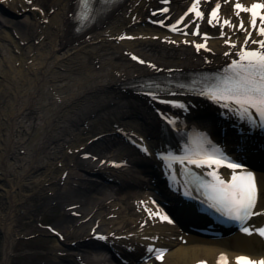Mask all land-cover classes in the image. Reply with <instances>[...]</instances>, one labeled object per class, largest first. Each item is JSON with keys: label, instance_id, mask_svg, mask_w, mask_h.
<instances>
[{"label": "bare ground", "instance_id": "1", "mask_svg": "<svg viewBox=\"0 0 264 264\" xmlns=\"http://www.w3.org/2000/svg\"><path fill=\"white\" fill-rule=\"evenodd\" d=\"M188 1L171 0L170 14L182 12ZM74 3L75 0H51V8L55 10L50 20L58 23L52 35L45 34V27L37 20L24 28L22 23L0 14V184L7 201L0 264L10 261L8 212L24 199L16 191L28 189L47 190L42 197L51 207L60 208V220L54 229L64 235V240L50 248L44 264H112L114 259H107L101 252L95 253L96 250L89 252L85 247L91 245L85 238L90 237L95 226L96 233L108 236L113 233L107 247L114 258L120 254L132 259L141 257V250L136 248L139 239L138 244L144 246L155 244V240L157 245L168 247L163 264L201 261L215 264L218 254H225L228 264H235L239 255L264 260V241L253 234L236 235L232 242L226 239L209 242L194 240L181 231L188 242L182 245L178 242L181 234L176 226L177 229L152 226L145 220V227L133 231L140 201L132 189L142 187L144 171L124 147L120 134L147 136L154 149L161 143L158 122L151 114V99L134 95L122 86L148 74V69L133 64L124 53L136 54L151 63L150 67L171 72L224 65L227 62L224 54L230 49L222 44L224 41L215 40L210 42L213 55L196 53L183 46L180 39H172L176 40L174 45L162 42L164 36L157 41L146 37L118 42V36L123 33L135 35L132 31L142 23L147 7L156 5L153 0H126L99 28L75 36ZM33 6L37 4L26 3L23 8L32 15ZM226 10L223 6L222 13L230 18ZM196 24L203 27L199 22L193 25ZM35 41L45 49L40 54L34 53ZM20 42L24 48H19ZM16 49L27 50L17 55ZM175 99L183 106L175 110L180 116L185 113L194 125L202 123L199 118L202 111L228 113L202 99L183 96ZM95 137L100 138L94 141ZM243 151V157L264 166V150L251 145ZM85 155L88 157L84 158ZM257 177L261 205L264 173H257ZM115 187L119 189L115 191ZM119 203H124V207ZM114 215L115 218H109ZM131 232L134 235L128 240L114 239ZM68 240L75 241V245H68ZM64 252L72 262L61 261Z\"/></svg>", "mask_w": 264, "mask_h": 264}, {"label": "snow or ice", "instance_id": "2", "mask_svg": "<svg viewBox=\"0 0 264 264\" xmlns=\"http://www.w3.org/2000/svg\"><path fill=\"white\" fill-rule=\"evenodd\" d=\"M165 3L168 0H164ZM202 2H210V0H193L191 7L185 16L190 13L195 14V20L205 18V14L199 9ZM227 2V0H225ZM80 11L77 13L80 21H87L91 17L93 8V0H78ZM221 7L219 3L215 4L211 12L208 14V23L212 25L214 21L219 23L218 9ZM236 14L239 15L241 11L250 13L251 21L250 26L257 30V35L264 37V4L254 3L250 8H244L237 3L234 6ZM163 11H167L164 9ZM185 16L173 24L170 28L171 31H178V25L184 22ZM259 17L260 26L257 29V18ZM225 25L230 26L228 20H224L221 28ZM196 28L199 25L196 24ZM240 28L243 29V21H241ZM182 31V30H181ZM186 34V33H185ZM192 35H199L198 31H193ZM223 36V32H221ZM252 33L249 32L245 38L244 45L236 53L238 59L232 60L229 67L225 70L222 79L214 85L207 92H201L202 95H207L216 103L238 117V119L245 123L249 128L264 130V39L252 40ZM124 37H119L123 39ZM207 39V37H204ZM252 44H257L258 47L254 50L248 48L249 41ZM235 47L234 44L230 45ZM197 51L205 48L204 44L195 45ZM228 55V53H226ZM134 60L136 57H132ZM144 63V61H139ZM155 98V97H153ZM183 107L182 105H174ZM171 122V121H170ZM174 123V122H171ZM197 148L195 151L186 152L181 157H170L173 162L183 164L185 161L189 165H194L197 168H207L209 171L202 174V177H211V180L196 176L193 174V183L198 190L203 191V195L207 202V207L219 212L221 216H225L229 220L236 221L241 224V230L248 235L253 234L248 227H243L244 223L251 218L254 213L256 201V188L253 174L250 171H245L244 166L240 163L234 162L224 156L221 151L215 146H211L210 150H206L203 143L200 142L199 137L203 134H196ZM206 141V137L204 138ZM210 145V141H206ZM215 166V167H214ZM220 167H227L232 171L228 180L222 178L219 174ZM239 170V172H238ZM162 220H167L168 223L173 221L166 215L161 216ZM256 234L264 237V228L256 230ZM103 239V237H99ZM149 253L155 251L156 259L160 260L163 257L164 251L161 249L154 250L149 247ZM200 264H206L201 261ZM217 264H227V258L221 254L217 258ZM235 264H264V260L253 261L248 257L239 256L236 258Z\"/></svg>", "mask_w": 264, "mask_h": 264}, {"label": "rangeland", "instance_id": "3", "mask_svg": "<svg viewBox=\"0 0 264 264\" xmlns=\"http://www.w3.org/2000/svg\"><path fill=\"white\" fill-rule=\"evenodd\" d=\"M35 1L38 3L39 11L35 13V16L32 18L43 23V26L45 27V34H54L56 25L58 23L55 21L52 22L50 20V16L54 11V9L51 8V0ZM7 7L8 10L12 12V14L16 16L18 15L16 19L12 20L22 23L25 28V22L29 16L25 14L20 0L13 1L12 4L7 5ZM43 17H46V19L41 20ZM147 32H150L149 28L140 26L134 33L146 34ZM35 46H37V50L34 51L35 54H40L43 50H45L42 46H38V41L35 42ZM26 50L27 49H24L23 51L17 50V52L19 54H24ZM15 66L18 67L19 64L16 63ZM16 192L21 194L24 199L18 203L19 205L17 207L8 212L10 213V218L8 221H6V227L10 229L8 231L11 234L8 248L10 257L9 264H42L45 262L44 258L46 254H48L49 249L56 244V240L54 238L48 237L46 232H44L39 227V225H51L56 227L58 221L60 220V211H57L58 208L55 210H45L47 209V201L45 199L41 200L43 191H30V189H28L25 191ZM31 193L37 194L31 198H25L26 195L29 196ZM119 205L124 207V203H119ZM6 206L7 201L4 198V187L0 184V262L4 248V229L2 226V221ZM135 220H137L136 216ZM137 223L135 222V225ZM133 229L135 230V228ZM63 261H69V258L64 257Z\"/></svg>", "mask_w": 264, "mask_h": 264}]
</instances>
